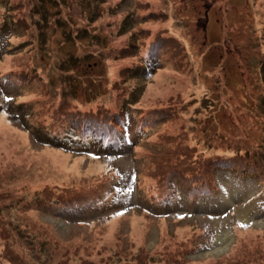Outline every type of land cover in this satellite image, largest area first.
<instances>
[{"label": "rangeland", "instance_id": "rangeland-1", "mask_svg": "<svg viewBox=\"0 0 264 264\" xmlns=\"http://www.w3.org/2000/svg\"><path fill=\"white\" fill-rule=\"evenodd\" d=\"M16 14L24 26L0 39V264H264V0H0V23ZM173 35L187 51L168 59L160 43ZM128 39L163 61L122 81L114 54ZM125 84L136 88L132 137L137 120L146 131L137 153L43 137L67 110L98 99L118 109ZM180 93L188 139L219 162L218 186L179 181L164 203L170 189L150 174L170 117L153 107ZM114 167L129 193H111Z\"/></svg>", "mask_w": 264, "mask_h": 264}, {"label": "trees", "instance_id": "trees-1", "mask_svg": "<svg viewBox=\"0 0 264 264\" xmlns=\"http://www.w3.org/2000/svg\"><path fill=\"white\" fill-rule=\"evenodd\" d=\"M199 19L201 18L199 17L198 21ZM90 21H92V19H90ZM24 24L25 22L23 18H20L18 14L13 16V18H2V21L0 23V39L2 37L5 38L10 33V31H12V29L16 30L17 28L24 26ZM131 36L134 37L133 35ZM173 37L176 39L177 46H175V44L169 45L167 44V42H163L164 40L172 41L174 39ZM162 38L163 40L160 43V50L164 52L165 49H168V51L170 52V54L167 56L168 59L174 58L175 52L181 53L185 50L187 51L185 42L188 41H186L184 38L181 39L179 38V36L177 37L174 35L167 37L163 36ZM148 47L149 45H141L139 42H134L133 39H128L126 44L122 45L121 48L115 47V49L117 50L114 56L116 55V58L122 57L124 59L122 62V66L120 65L121 70L120 73H118V80L126 81L127 78H139L142 76L145 77V75H149L152 70L155 69L156 65L159 64L157 63V58L160 61H163L161 60V58H159L158 54L156 55L155 52L153 53L152 49ZM176 47H178V49H175ZM150 52H152V54ZM160 55H163V53H160ZM128 56H134V60H131V64L126 63L125 59ZM187 63L188 60L184 64L179 65L185 67ZM119 87L116 86V90L118 94L125 96V99L123 100L122 105L118 107V109H111L105 102H103L102 99H98L97 103L93 102L94 104L92 103L90 104V106L85 105L84 108L67 110L66 112H63L64 116L66 117L65 123L62 124L64 128H62V130L59 132H53L50 136L47 133V127L44 126L46 132H44L43 137H46V139H48L50 142L60 143V145H71L72 148L82 147L85 149H89L92 147H103L105 148L104 150H112L121 149L122 147L131 145V149L135 150L138 145H140L141 143H145V141L147 140V137L145 136L146 131L141 126H139V123H137L138 120L136 121V126L138 127V129H140L138 130L140 135L137 137V139H134L132 137V120L134 115L132 113L133 109H131L133 107L131 106L137 101L136 88H132L129 90L126 84L124 85V88ZM181 97L185 100L184 96L181 95V93L174 96L171 95L168 99L165 100L159 98L160 100L156 101L153 107L154 114H160V116L156 117H170V122L167 124L166 131L159 133L156 141H154L155 145L157 146L155 156H157V158L159 159V166L157 167V169L152 170L154 174L151 171L150 176L155 181L161 182L159 184L167 187V190L173 187V185L174 187L172 189L174 190L176 186L177 190L178 186L180 185L179 181H182V183L185 182V184L189 185L196 183L197 185L202 186L203 189L204 187H210V190H214L218 186L214 170L219 168V162H214L212 160L211 157L215 156L214 153H211L212 155L209 156L201 154L202 146L199 147L200 144L191 143V139H188L187 129L185 128L183 121L184 114L181 107L182 102H180ZM98 103L100 105L97 106ZM156 106H159L158 108L162 107V109H160L158 112V108H155ZM52 127L53 124L50 125V128ZM72 130H74V132H71ZM47 135H49V137H47ZM135 151L137 153V150ZM242 158L245 159L244 156H242ZM221 162L223 163L221 168L225 166L229 170L238 168L234 163H232L231 159L222 160ZM147 167L148 169H144V171L146 172H148L147 170H149V166ZM183 168H185V171L183 172L184 174L180 176L179 169L181 170ZM252 168L258 169V167L256 166ZM254 169H250L249 166L247 168L246 165V167L242 169L240 168L239 170L241 174L246 176L252 174L253 176L258 177V175H261V173L258 174V171L260 170L257 171ZM112 171L113 176H111L109 180V183L112 184L111 193H115V196H117L119 192H121V194L129 193V191L132 189L133 182L128 178V181L125 185H116V181L118 182L117 175H120V168L114 167ZM194 172L195 174L193 177H188V179H186L189 174H192ZM53 190L57 191V189L55 188H53ZM71 192L72 191H70V193ZM169 192L170 193H168L167 197H164V199L162 200L164 203H167L174 195H176L171 192V189ZM50 198L46 197V202H48ZM52 199L54 203H60V205L57 206L64 205L66 208H70L73 205H70L72 200L64 201V199H57L56 197H52ZM74 204L77 205L81 203L75 202ZM57 206L55 207L58 208ZM138 263L139 261L136 262V264Z\"/></svg>", "mask_w": 264, "mask_h": 264}, {"label": "bare ground", "instance_id": "bare-ground-1", "mask_svg": "<svg viewBox=\"0 0 264 264\" xmlns=\"http://www.w3.org/2000/svg\"><path fill=\"white\" fill-rule=\"evenodd\" d=\"M219 239H221V236H220V237H218V240H219Z\"/></svg>", "mask_w": 264, "mask_h": 264}]
</instances>
